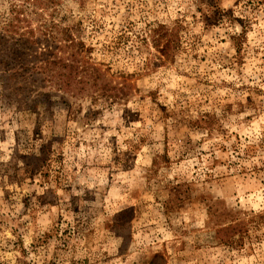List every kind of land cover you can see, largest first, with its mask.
<instances>
[{"label": "rangeland", "instance_id": "1", "mask_svg": "<svg viewBox=\"0 0 264 264\" xmlns=\"http://www.w3.org/2000/svg\"><path fill=\"white\" fill-rule=\"evenodd\" d=\"M29 31L99 89L0 74V264H264V0H0Z\"/></svg>", "mask_w": 264, "mask_h": 264}, {"label": "trees", "instance_id": "2", "mask_svg": "<svg viewBox=\"0 0 264 264\" xmlns=\"http://www.w3.org/2000/svg\"><path fill=\"white\" fill-rule=\"evenodd\" d=\"M77 29L79 30V27ZM79 32H82L81 28ZM33 35L34 32L29 31L27 34L20 35L14 42L12 41L14 39L9 40L5 35L0 36V74L4 79L14 77L15 71L22 67L26 69L27 65L33 63L32 71L36 73L40 71L44 75L53 73L52 84L64 93H75L74 91L78 89L87 91L89 87L99 89V76L94 79L98 71L94 69L90 72L81 64L82 58L91 52V46L87 47L81 37L71 36L68 40H64L60 35L55 53H52L51 48L46 45L50 50L47 49L38 54V46L36 47L37 43L33 40ZM118 36V40L123 38V34ZM52 58H54L53 61H51ZM40 59L44 61L39 65ZM16 65L21 66L15 69ZM23 79L33 80L32 76Z\"/></svg>", "mask_w": 264, "mask_h": 264}]
</instances>
